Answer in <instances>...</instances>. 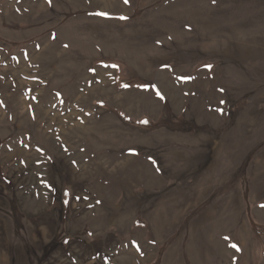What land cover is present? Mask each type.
Wrapping results in <instances>:
<instances>
[{"label": "rangeland", "instance_id": "obj_1", "mask_svg": "<svg viewBox=\"0 0 264 264\" xmlns=\"http://www.w3.org/2000/svg\"><path fill=\"white\" fill-rule=\"evenodd\" d=\"M0 264H264V0H0Z\"/></svg>", "mask_w": 264, "mask_h": 264}, {"label": "snow or ice", "instance_id": "obj_2", "mask_svg": "<svg viewBox=\"0 0 264 264\" xmlns=\"http://www.w3.org/2000/svg\"><path fill=\"white\" fill-rule=\"evenodd\" d=\"M125 2H127V0H125Z\"/></svg>", "mask_w": 264, "mask_h": 264}]
</instances>
